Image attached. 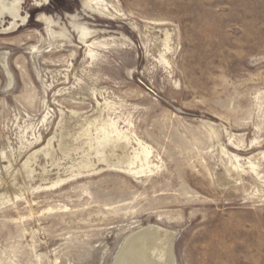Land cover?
<instances>
[{"label":"rangeland","instance_id":"obj_1","mask_svg":"<svg viewBox=\"0 0 264 264\" xmlns=\"http://www.w3.org/2000/svg\"><path fill=\"white\" fill-rule=\"evenodd\" d=\"M91 1L0 19V264H264V0Z\"/></svg>","mask_w":264,"mask_h":264},{"label":"bare ground","instance_id":"obj_2","mask_svg":"<svg viewBox=\"0 0 264 264\" xmlns=\"http://www.w3.org/2000/svg\"><path fill=\"white\" fill-rule=\"evenodd\" d=\"M88 1L90 4L94 2L91 0ZM46 23L50 25L52 21L47 19ZM14 30L13 28L12 31ZM85 32L87 33V31ZM85 32H83L84 35ZM158 238L153 234L140 239L138 238V240L124 249L115 264H174L172 240L168 238L164 240L162 237Z\"/></svg>","mask_w":264,"mask_h":264},{"label":"flooded vegetation","instance_id":"obj_3","mask_svg":"<svg viewBox=\"0 0 264 264\" xmlns=\"http://www.w3.org/2000/svg\"><path fill=\"white\" fill-rule=\"evenodd\" d=\"M37 2L38 0H33ZM27 2V0H13L9 2V0H0V19H3L6 16H10L12 18V24L9 30L12 31L14 28L16 31L22 25L27 23V18L22 16V5ZM38 3L36 4V6Z\"/></svg>","mask_w":264,"mask_h":264}]
</instances>
